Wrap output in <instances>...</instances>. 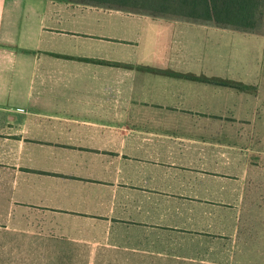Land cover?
I'll return each mask as SVG.
<instances>
[{"label":"crops","instance_id":"crops-1","mask_svg":"<svg viewBox=\"0 0 264 264\" xmlns=\"http://www.w3.org/2000/svg\"><path fill=\"white\" fill-rule=\"evenodd\" d=\"M252 37L0 0V264H264V109L221 85L263 91Z\"/></svg>","mask_w":264,"mask_h":264},{"label":"trees","instance_id":"trees-1","mask_svg":"<svg viewBox=\"0 0 264 264\" xmlns=\"http://www.w3.org/2000/svg\"><path fill=\"white\" fill-rule=\"evenodd\" d=\"M154 13L209 21L220 25L257 30L264 17V0H93ZM223 86L239 85L223 81Z\"/></svg>","mask_w":264,"mask_h":264},{"label":"rangeland","instance_id":"rangeland-1","mask_svg":"<svg viewBox=\"0 0 264 264\" xmlns=\"http://www.w3.org/2000/svg\"><path fill=\"white\" fill-rule=\"evenodd\" d=\"M245 32H248L249 35H253L254 37L258 36L261 40L255 39L252 37L248 42L249 45H245V57L246 59H250L252 57V62L256 63V60L262 59L264 60V17L261 23V26L257 30L244 29ZM256 40L259 41V44L256 43ZM246 42V43H247ZM251 43V44H250ZM254 43V45H253ZM253 46V49H249V47ZM253 51L254 53H251ZM258 60V63H259ZM230 82V81H229ZM233 83V82H232ZM239 85V89H235L237 91H243L245 93V108H261L262 112L264 109V89L261 94H258L256 88L252 85L242 84V83H233ZM231 88V87H230ZM232 89V88H231ZM264 115V114H262ZM256 134L255 138L259 141V144H255V147L260 148V153L258 157L253 161L254 167L260 170L259 184L264 185V120L260 122L258 128H255ZM256 177V176H255ZM261 195L264 196V191L261 192Z\"/></svg>","mask_w":264,"mask_h":264}]
</instances>
